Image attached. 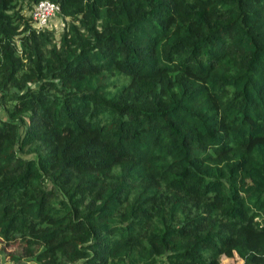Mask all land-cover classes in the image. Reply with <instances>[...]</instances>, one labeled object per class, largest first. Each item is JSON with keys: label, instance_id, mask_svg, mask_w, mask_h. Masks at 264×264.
<instances>
[{"label": "trees", "instance_id": "trees-1", "mask_svg": "<svg viewBox=\"0 0 264 264\" xmlns=\"http://www.w3.org/2000/svg\"><path fill=\"white\" fill-rule=\"evenodd\" d=\"M53 1L59 45L0 0V240L38 264H264V0Z\"/></svg>", "mask_w": 264, "mask_h": 264}, {"label": "rangeland", "instance_id": "rangeland-1", "mask_svg": "<svg viewBox=\"0 0 264 264\" xmlns=\"http://www.w3.org/2000/svg\"><path fill=\"white\" fill-rule=\"evenodd\" d=\"M33 5L34 3L30 2L29 0H20L18 7L20 8L21 12L26 17H28V22L30 26L33 29H35L37 33L48 32L52 37L51 40L55 42L57 45H59L60 37L62 33L64 32L65 28L68 26L69 22L71 21V17L62 13V11L59 10L52 16V18L50 19L47 25L38 26L34 22L31 16V10L33 8ZM26 33H27V30H23L19 34H16L14 36V41L18 43L19 37L22 34H26ZM18 53L22 54L20 49H18ZM5 117H6V113L4 109L1 108V105H0V118H5ZM24 118H25L24 125H27L30 120V117L28 115H25ZM25 127L21 126L19 128L20 135H22L23 132L25 131ZM18 154L20 156L29 157V156H34L35 152L29 145H24L22 149L18 150ZM47 185L50 186L51 184L48 183ZM10 253L18 257L14 259V261H11L12 259H10L9 257ZM242 261L243 260L240 258L234 259L232 257L230 258V257L222 255L220 258L219 264H239ZM65 262H68V261H65ZM0 264H38V262L34 258L30 257L28 250L23 248L22 244H17V245L5 244V242L0 240Z\"/></svg>", "mask_w": 264, "mask_h": 264}, {"label": "built area", "instance_id": "built-area-1", "mask_svg": "<svg viewBox=\"0 0 264 264\" xmlns=\"http://www.w3.org/2000/svg\"><path fill=\"white\" fill-rule=\"evenodd\" d=\"M59 10V4L53 0H38L33 5L31 16L38 26H45Z\"/></svg>", "mask_w": 264, "mask_h": 264}]
</instances>
